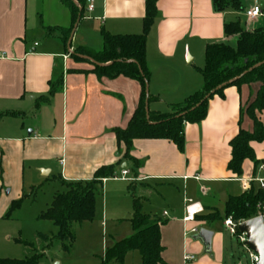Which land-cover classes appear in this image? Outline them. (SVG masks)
Masks as SVG:
<instances>
[{"label":"crops","instance_id":"obj_1","mask_svg":"<svg viewBox=\"0 0 264 264\" xmlns=\"http://www.w3.org/2000/svg\"><path fill=\"white\" fill-rule=\"evenodd\" d=\"M93 1L94 11H88L87 0L86 14L78 25L83 26L82 33L77 28L66 44L60 32L48 31L73 27L72 12L62 0H0V259L23 260L1 255L8 253L7 224L15 216L4 217L27 191L53 185L55 196L62 182H90L99 169L114 165L115 178L103 179L101 187L102 192L105 186L109 191V184H114L112 213L120 215L126 209L134 214V199H138L144 215L166 221L161 227L164 264H226L222 227L228 218L227 201L248 194L252 187L260 190L257 182L248 183L249 190L244 184L264 178L259 171L264 165V142L252 144L260 162L257 167L246 161L241 177L228 169L231 142L240 130H254L253 121L242 117V111L256 98L260 85L230 87L223 96H215L206 119L185 126L183 152L167 140L134 141L131 156L140 162L134 168L124 162L125 147L118 144L114 130L127 128L142 86L125 77L99 79L93 73L94 62L75 59L72 50L93 49L88 42L92 34L101 51L102 30L114 36L141 35L146 0ZM246 4L238 14L230 9L217 12L212 0H159L146 43L149 91L157 98L150 103V111L167 113L171 105L202 88L198 69L205 65L207 45L236 46L237 37L225 34L226 24L240 22L241 16L246 19L242 26L246 31L264 28V16L254 21L245 16L255 4L262 5L260 0ZM58 82L61 86H55ZM54 86L55 94L39 101ZM259 119L264 126V111ZM123 170L129 172L127 178H122ZM188 201L203 209L189 222L185 220ZM108 210V195L98 194L94 222L98 218L103 222ZM216 213L221 217L209 218ZM200 228L214 234L210 254L194 240ZM194 230L198 232L193 234ZM15 242L28 246L19 239ZM135 253H129L124 264L132 257L134 264H142ZM187 255L195 260L186 263Z\"/></svg>","mask_w":264,"mask_h":264},{"label":"trees","instance_id":"obj_2","mask_svg":"<svg viewBox=\"0 0 264 264\" xmlns=\"http://www.w3.org/2000/svg\"><path fill=\"white\" fill-rule=\"evenodd\" d=\"M62 0L70 9L73 16L71 29H48L50 32H60L67 44L78 20L84 18L87 0ZM215 10L222 13L226 10L242 11L239 0H212ZM159 0H146V17L143 22V32L135 36H114L102 30L103 48L101 51H93L86 47L75 49L72 57L80 61L94 62L93 73L99 79L115 80L120 77L135 80L142 86V97L138 108L126 129H116L118 144L124 145V162L132 163L134 168L140 166V162L131 156L133 143L136 140H167L175 144L180 152L184 151V130L187 124H199L208 114L209 102L215 96H223L224 91L230 87L241 89L244 85L259 84L256 98L242 111V117H249L254 123L253 132L240 130L238 136L231 142L232 159L228 165L229 171L241 177L246 161L259 165L253 143L264 142V126L259 115L264 111V65L247 73L234 84L228 83L240 76L257 64L264 62V28L246 31L240 22L225 25L227 37H237L236 46L227 43L210 44L205 49V65L198 69L203 78V86L200 90L190 95L184 102L171 105L167 113L150 111L149 120L146 113V87L150 81V71L147 66L146 43L147 37L158 14ZM86 59H84V58ZM61 82L55 86H61ZM227 85L218 90L219 87ZM52 88L48 97H42L39 101L49 100L55 94L56 88ZM157 98L150 95V103ZM3 114H0V120ZM116 166H106L95 173L90 182L61 183V191L57 193L50 207L42 212L38 219L53 223L59 229V237L66 252L72 248L75 236L72 232L73 225L92 223L96 216V197L98 189L102 187L103 179L115 178ZM128 190L131 192V186ZM26 197L12 204L4 217L11 220L15 212L22 209ZM264 203V191L252 187L248 194L238 197H229L226 204V215L232 217L235 222H246L255 219L258 215L259 204ZM220 218L215 216L209 217ZM133 235L125 240L116 242L107 249L102 264L116 262L124 264L129 253L138 252L142 264H164L162 259L163 247L161 245V227L166 224L159 218H151L144 215L141 203L134 199V216L130 221ZM241 236L237 230V238ZM68 243V246L66 245ZM44 255L34 254L23 260L0 259V264H40Z\"/></svg>","mask_w":264,"mask_h":264},{"label":"rangeland","instance_id":"obj_3","mask_svg":"<svg viewBox=\"0 0 264 264\" xmlns=\"http://www.w3.org/2000/svg\"><path fill=\"white\" fill-rule=\"evenodd\" d=\"M75 1L73 0L74 3ZM241 1L243 6L247 5L246 2L249 5L251 2V0ZM260 2L262 8L264 0H260ZM237 13L242 14L240 11ZM240 22L242 26H245L246 19L240 16ZM77 31L80 35L83 26L78 27ZM88 42L92 44L90 45L91 48L98 51V48L95 47L94 35L91 34ZM224 43L230 45L228 42ZM72 52L74 51L72 50ZM109 187H111V190L108 191V186H105L104 192L101 188L98 189V194L108 195L109 210L107 217L103 222H101V218H98L94 223L73 225L72 232L75 236V242L72 243L69 252H66L63 247L59 237V229L51 222L38 219L39 215L50 207L56 192V186L51 185L42 189L27 191L22 209L15 212L14 219L7 224L10 227L8 236L11 240L8 244V253L1 256L24 259L30 258L34 254H40L44 255L41 264H100L108 247H111L116 241L127 239L132 234L129 220L133 218L134 214L131 210L126 213V209L121 211L120 215L112 213L114 184H109ZM128 199L132 202L131 195H128ZM215 223L222 225L218 220ZM222 228L227 252L226 264H252L250 253L245 249L240 238L232 237L224 227ZM193 236L190 235V237ZM16 239L28 243V246L23 244L16 246ZM66 245L68 246V243ZM135 255L139 257L138 253H135ZM134 259L133 257L128 258L126 264H134Z\"/></svg>","mask_w":264,"mask_h":264},{"label":"water","instance_id":"obj_4","mask_svg":"<svg viewBox=\"0 0 264 264\" xmlns=\"http://www.w3.org/2000/svg\"><path fill=\"white\" fill-rule=\"evenodd\" d=\"M80 23V19L78 20L77 24L74 27V30L71 34V41L74 37V33L78 28ZM70 41V42H71ZM264 65L263 63L257 64L249 71L245 72L242 76L230 81L228 85L234 84L238 80H240L243 76L247 73L252 72L253 70L260 68ZM227 85H223L218 88V90L225 88ZM149 98H150V91H149V84L147 83L146 87V113H147V120H149ZM239 232L241 235L246 236V247L249 251L256 254L258 256V263L257 264H264V221L262 218H255L250 221L243 222L239 226ZM214 234L206 229L199 230L198 234L194 237L195 241H199L205 249V253L210 254L212 251V240Z\"/></svg>","mask_w":264,"mask_h":264},{"label":"built area","instance_id":"obj_5","mask_svg":"<svg viewBox=\"0 0 264 264\" xmlns=\"http://www.w3.org/2000/svg\"><path fill=\"white\" fill-rule=\"evenodd\" d=\"M75 3L78 5V3L75 1ZM88 11L91 13L94 11V1L93 0H89V4H88ZM245 16L251 20L254 21L260 17L264 16V9L261 8L260 5L255 4L250 10L246 11ZM37 46V44H36ZM69 52L71 53V50H69ZM260 172H264V165H261L259 168ZM129 172L126 170L122 171V178H127ZM251 182H257L259 184L260 190L264 191V178H258L255 180H250L247 181L244 186L247 190H249V185L248 183ZM205 193V191H203ZM203 209L199 207V205L197 204H193L192 201H188V205L186 207V212H187V217H186V221H194V218L196 215L202 213ZM165 215H167V213H165ZM256 218H262L264 221V203L259 204L258 206V215ZM242 224V222H235L233 220L232 217H228L225 219L224 221V226L226 228V230L232 235V236H237V230L239 228V226ZM198 231L194 230L192 231L193 234L197 233ZM241 242L243 243V245L245 246V248L248 250V248L246 247V236L241 235L240 237ZM248 252L250 253V259H252V264H257L259 259L258 256L254 253H252L251 251L248 250ZM195 260L194 256L191 255H187L185 257V262L189 263V262H193Z\"/></svg>","mask_w":264,"mask_h":264}]
</instances>
